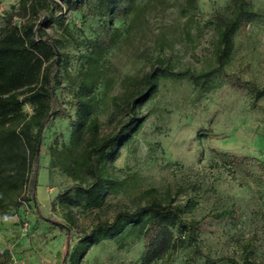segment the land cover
Here are the masks:
<instances>
[{"label": "rangeland", "instance_id": "rangeland-1", "mask_svg": "<svg viewBox=\"0 0 264 264\" xmlns=\"http://www.w3.org/2000/svg\"><path fill=\"white\" fill-rule=\"evenodd\" d=\"M147 1L134 22L133 15H119L112 22L120 34L101 66L110 82L99 87V137L111 134L127 120L126 94L157 64L158 57L169 58L175 69L200 70L213 61L215 12H227L229 0H197V7L187 13L182 11L185 0H139L141 5ZM253 1L262 14L238 34L228 69L264 85V0ZM62 12L76 42L64 40L65 46L59 49L58 63L67 61L57 89L61 105H55L52 123L44 129L40 143L36 191L43 216L34 205L23 203L14 215L0 220V245L9 250L10 262L61 264L68 237L73 243L98 221L112 220L118 211L132 210L152 195L165 198L170 193L179 203H195L184 214L186 219L234 206V218L211 219L198 230L203 250L239 256L248 245L253 259L264 263V167L256 163L264 162V96L254 104L247 88L223 76L208 87L195 85L187 77L161 79L157 93L140 109L145 115L140 131L118 147L109 167L117 184L107 189L101 206L73 205L76 221L71 231L50 221L67 223V208L58 195L78 181L67 170L73 167L75 153L65 144L71 136L69 114L76 111L70 98L80 80V54L87 39L105 35L104 18L94 2L84 0L81 8ZM45 13L35 17L42 25L48 22L43 20ZM31 16L19 0H0V35L8 24H20ZM44 28L54 37L63 35L56 21ZM60 107L61 111L56 110ZM24 111L30 115L32 106L26 105ZM32 129L36 132L38 127ZM223 153L252 159L235 177L218 163ZM192 254V247L185 244L163 257H152L136 227L127 235L93 244L79 264H204L202 256L193 263ZM66 264H73L69 257Z\"/></svg>", "mask_w": 264, "mask_h": 264}, {"label": "trees", "instance_id": "trees-1", "mask_svg": "<svg viewBox=\"0 0 264 264\" xmlns=\"http://www.w3.org/2000/svg\"><path fill=\"white\" fill-rule=\"evenodd\" d=\"M19 2L30 10L32 16L20 24H8L0 35V220L14 215L23 203L34 205L38 215L43 216L36 191L40 143L44 129L52 123L55 105H61L57 89L61 84L62 65L67 64L65 61L60 65L55 55H58L60 47L65 46L64 40L76 42L62 11L81 8L84 0ZM87 2H94L103 16L105 35L87 39L85 50L80 54V80L70 98L76 111L69 114L71 136L65 145L75 156L73 167L68 166L67 170L78 181L58 195L59 202L67 208V223L48 219L70 231L76 221L73 205L99 207L107 189L116 186L117 180L109 170L110 164L116 158L118 147L129 142L140 131L145 121L140 109L157 93L161 79L187 77L195 85L208 87L213 80L223 76L231 78L235 85L247 88L254 104L264 96V85L254 79L244 80L228 69L238 34L247 31L252 20L262 13L255 7L253 0H229L227 12H215L217 47L213 61L200 70L190 67L175 69L169 58L158 57L157 64L126 94L127 120L111 134L99 137V119L96 115L100 101L99 87L104 82L107 87L110 82L104 77L101 66L104 55L120 34L119 28L112 22L119 15H133L131 21L134 22L144 12L149 1L143 5L139 0ZM196 3L197 0H185L183 13L193 11L197 7ZM42 11H46L48 19L43 25L41 19L35 18ZM52 21L60 25L63 33L61 37H54L45 30L44 25ZM76 47L79 48L78 43ZM26 105L32 106L30 115L24 111ZM56 110L61 111L62 108ZM33 125L38 127L36 132L32 129ZM251 159L247 155L223 153L218 163L236 177L244 163ZM256 163L259 168L264 167L263 161L258 160ZM194 205L191 201L179 203L170 193L165 198L152 195L144 204L132 210L118 211L112 220L98 221L75 242L72 243V238L68 237L61 264H66L68 257L73 264H79L93 244L102 239L127 235L136 227H139L146 252L152 257H163L170 249L176 250L186 244L193 249L189 257L193 263H196L197 256H202L204 264H264L253 259V249L248 245L239 256L205 252L197 237L198 230L211 219L234 218L236 209L234 206L211 209L200 218L186 219L184 214L190 212ZM0 264H12L9 250L1 245Z\"/></svg>", "mask_w": 264, "mask_h": 264}, {"label": "water", "instance_id": "water-1", "mask_svg": "<svg viewBox=\"0 0 264 264\" xmlns=\"http://www.w3.org/2000/svg\"><path fill=\"white\" fill-rule=\"evenodd\" d=\"M46 18H47V16H45L43 20H45ZM58 61H59V52H58Z\"/></svg>", "mask_w": 264, "mask_h": 264}]
</instances>
